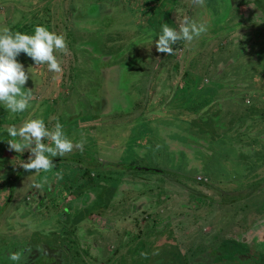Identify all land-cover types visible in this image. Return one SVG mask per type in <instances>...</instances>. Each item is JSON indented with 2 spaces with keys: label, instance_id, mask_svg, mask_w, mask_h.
<instances>
[{
  "label": "rangeland",
  "instance_id": "1",
  "mask_svg": "<svg viewBox=\"0 0 264 264\" xmlns=\"http://www.w3.org/2000/svg\"><path fill=\"white\" fill-rule=\"evenodd\" d=\"M185 19L207 32L158 52ZM36 24L67 52L31 69L29 109L0 107V264H264V0H0V27ZM36 117L73 143L48 172L6 141Z\"/></svg>",
  "mask_w": 264,
  "mask_h": 264
},
{
  "label": "clouds",
  "instance_id": "2",
  "mask_svg": "<svg viewBox=\"0 0 264 264\" xmlns=\"http://www.w3.org/2000/svg\"><path fill=\"white\" fill-rule=\"evenodd\" d=\"M196 2L203 4V0ZM206 32L205 22L185 19L178 30L163 23L158 39L155 40L156 50L171 55L173 45L178 41L191 42ZM56 51L67 52L65 37L45 25H34L32 34L0 27V107L11 115L21 114L29 109L33 92L25 85L30 76L34 78L31 69L46 64L49 72L60 73L62 67L54 54ZM22 53L34 62L35 67L29 66L25 70L24 64L17 59ZM5 131L9 137L6 141L10 150L21 154L28 150L27 162L22 159L20 166L29 172L33 169L36 170L35 173L48 172L53 166L52 158L63 157L73 150V143L67 138L63 125L59 122L49 128L43 118H29L24 119L19 127L10 125ZM44 140L49 143L43 142ZM83 143V140L79 141L76 147L82 148ZM9 258L16 262L20 257L18 253H10Z\"/></svg>",
  "mask_w": 264,
  "mask_h": 264
},
{
  "label": "trees",
  "instance_id": "3",
  "mask_svg": "<svg viewBox=\"0 0 264 264\" xmlns=\"http://www.w3.org/2000/svg\"><path fill=\"white\" fill-rule=\"evenodd\" d=\"M153 15H155V14H153ZM50 26V25H49ZM27 30H29V28H27ZM29 33V32H28ZM178 43V42H177ZM26 58V57H25ZM25 58H24V60H25ZM2 151V150H1ZM53 163H55L54 161H52ZM97 166L98 165H95L94 166V168H97ZM99 168V167H98ZM135 168V167H134ZM92 169L91 168H89V167H87L86 169H84L81 173H82V177H81V180L82 181H84V180H86L87 178L90 180V178H92V175H93V172L91 171ZM131 170H133L134 172H132L130 175L132 176V178H142V176H138V175H136V173L135 172H145V171H140V170H137V169H131ZM130 170V171H131ZM154 173H156V172H154ZM164 173V172H163ZM163 173H158V174H163ZM99 175L101 174L102 175V173H98ZM98 175V176H99ZM12 187H11V189H15V186H16V182L15 181H12ZM85 186V185H84ZM70 188H71V185H70ZM69 188V191L68 190H65V188H60V190H61V193H60V198H61V200H63V199H65V197L66 196H68V195H70V196H74L75 194H76V190H77V187L74 189V191H71V189ZM83 190H84V188H83ZM65 194V193H67L68 195H65L64 197H61V195L62 194ZM81 194L83 195L84 193H83V191L81 192ZM80 194V195H81ZM61 200H59V203H60V201ZM11 201V200H10ZM56 207H58V206H56ZM69 212L68 213H64L66 216V219H69V218H71V217H74L75 219H76V216L78 217V216H80L81 215V213H83V212H80V213H75V211H74V213H72L70 210H68ZM63 214V215H64ZM63 215H62V217H63ZM67 239H68V237H67ZM79 263V262H78Z\"/></svg>",
  "mask_w": 264,
  "mask_h": 264
},
{
  "label": "water",
  "instance_id": "4",
  "mask_svg": "<svg viewBox=\"0 0 264 264\" xmlns=\"http://www.w3.org/2000/svg\"><path fill=\"white\" fill-rule=\"evenodd\" d=\"M129 168H131V169H137V170H140V171H153V172H156V173H163L162 171L148 169V168H134V167H129ZM10 198H11V196H10Z\"/></svg>",
  "mask_w": 264,
  "mask_h": 264
}]
</instances>
